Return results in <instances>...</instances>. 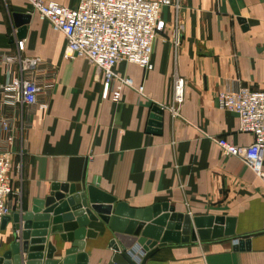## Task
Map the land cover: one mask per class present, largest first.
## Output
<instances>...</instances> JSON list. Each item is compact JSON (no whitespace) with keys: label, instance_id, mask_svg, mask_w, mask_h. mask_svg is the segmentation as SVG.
Masks as SVG:
<instances>
[{"label":"crops","instance_id":"crops-1","mask_svg":"<svg viewBox=\"0 0 264 264\" xmlns=\"http://www.w3.org/2000/svg\"><path fill=\"white\" fill-rule=\"evenodd\" d=\"M54 1L69 8L79 2ZM23 16L28 20L17 25ZM161 17L166 24L154 42L153 68L117 63L115 73L130 78L131 85L115 101L93 63L63 57L64 34L41 19L28 0H0V54L39 58L25 75L52 84L44 111L0 106L19 127L9 178L20 191L8 196L13 208L0 226V257L20 239L14 213L30 211L34 199L49 195L54 183L83 189L96 181L100 191L128 208L167 203L190 217H221L222 231L232 232L168 243L144 264H264V182L215 141H253L251 133L238 131L236 113L218 107L216 96L240 87L264 90V0H180L177 44L174 9L163 6ZM12 71L17 64L0 63V81ZM174 75L185 82L175 117L162 108L172 101ZM154 107L162 113L160 125L153 126ZM3 138L0 131V145ZM51 225L49 219L42 261L50 243L52 259L60 263L71 242L51 233ZM86 229L93 233L83 239L86 264H107L115 253L112 231L101 220L90 221ZM20 255L24 261L26 254Z\"/></svg>","mask_w":264,"mask_h":264},{"label":"built area","instance_id":"built-area-1","mask_svg":"<svg viewBox=\"0 0 264 264\" xmlns=\"http://www.w3.org/2000/svg\"><path fill=\"white\" fill-rule=\"evenodd\" d=\"M28 1L41 19L48 20L64 34L63 57H82L93 63L101 71L104 85L112 87L115 101L120 99L122 88L131 85L130 78L115 73L117 63H134L146 71L153 68L154 42L166 24L161 17L163 6L172 7L175 11L174 42H178L180 0H79L74 8L54 0ZM39 62L37 57H21L18 52L0 54V63L17 64V71H12L7 80L0 81V106L11 109L31 107L41 111L48 108L47 97L52 84L41 83L34 75H25L28 70L36 69ZM184 85V78L174 75L172 101L162 106L173 117L179 114L184 101ZM40 94L44 97L42 101L39 100ZM216 101L220 109L237 114L238 131L253 135V141L247 145H236L225 138H217L216 143L225 155L242 160L264 182V90L240 87L233 91H220ZM18 128L14 115L0 113V131L4 134L0 145V226L4 217L12 212L13 205L8 196L20 194L18 188H12L9 178L12 146ZM16 168L19 170L20 165L17 164ZM139 261L137 258L136 262Z\"/></svg>","mask_w":264,"mask_h":264},{"label":"water","instance_id":"water-1","mask_svg":"<svg viewBox=\"0 0 264 264\" xmlns=\"http://www.w3.org/2000/svg\"><path fill=\"white\" fill-rule=\"evenodd\" d=\"M27 20L28 16H23L16 24ZM153 111L155 115L151 122L153 126L160 125L158 120L162 110L154 107ZM97 184L93 181L82 189L80 184L54 183L49 195L34 199L30 211L14 213L15 231L22 228L20 239H16L10 250L0 257V264H86L83 239L93 234L86 229L87 224L97 220L107 224L114 235L110 246L115 253L107 264H144L168 243L232 234L227 229L222 231L225 220L221 217H190L175 212L167 203H156L146 209L128 208L124 202H116L114 197L100 191ZM49 219L52 222L50 232H58L62 241L71 242L60 263L52 259L55 248L50 243L46 245L42 261ZM192 224L194 229H191ZM20 253L26 254L24 261ZM137 258H140L139 262H136Z\"/></svg>","mask_w":264,"mask_h":264}]
</instances>
